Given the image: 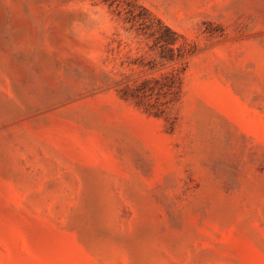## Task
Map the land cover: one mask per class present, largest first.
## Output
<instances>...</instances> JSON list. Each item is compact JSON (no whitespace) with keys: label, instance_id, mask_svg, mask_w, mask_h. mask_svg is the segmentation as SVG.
Wrapping results in <instances>:
<instances>
[{"label":"rangeland","instance_id":"374dc122","mask_svg":"<svg viewBox=\"0 0 264 264\" xmlns=\"http://www.w3.org/2000/svg\"><path fill=\"white\" fill-rule=\"evenodd\" d=\"M0 264H264V0H0Z\"/></svg>","mask_w":264,"mask_h":264},{"label":"trees","instance_id":"16d2710c","mask_svg":"<svg viewBox=\"0 0 264 264\" xmlns=\"http://www.w3.org/2000/svg\"><path fill=\"white\" fill-rule=\"evenodd\" d=\"M174 38H173V40L171 41V43H174L175 41H176V39H177V36H176V34L174 33ZM179 50V54L177 55V57H175V58H180V57H182V52H181V48H179L178 49Z\"/></svg>","mask_w":264,"mask_h":264}]
</instances>
